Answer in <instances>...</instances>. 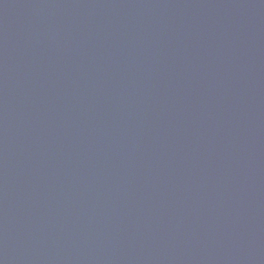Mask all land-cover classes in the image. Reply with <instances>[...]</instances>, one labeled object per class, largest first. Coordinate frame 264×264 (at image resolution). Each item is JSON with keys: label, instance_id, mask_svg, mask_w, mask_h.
Wrapping results in <instances>:
<instances>
[{"label": "water", "instance_id": "1", "mask_svg": "<svg viewBox=\"0 0 264 264\" xmlns=\"http://www.w3.org/2000/svg\"><path fill=\"white\" fill-rule=\"evenodd\" d=\"M0 264H264V0H0Z\"/></svg>", "mask_w": 264, "mask_h": 264}]
</instances>
